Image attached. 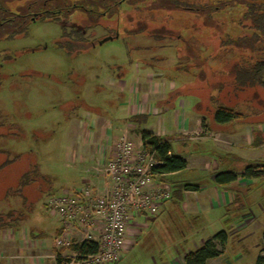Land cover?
<instances>
[{"label": "rangeland", "instance_id": "rangeland-1", "mask_svg": "<svg viewBox=\"0 0 264 264\" xmlns=\"http://www.w3.org/2000/svg\"><path fill=\"white\" fill-rule=\"evenodd\" d=\"M6 1L14 10L17 0ZM119 14L99 20L92 33L88 34V38L94 44H86L83 48L77 46L68 50L61 44L65 40L63 26L65 28L68 26L69 30L72 27L82 29L83 21L88 24L92 21L80 13L73 15L69 20L60 19L56 22L50 18H40L31 21L23 34L13 38H0V65L4 75L0 87L1 121L5 122L6 126L17 125L16 128L21 130L19 139L2 137L0 148L10 151L12 155L30 151L36 153L39 156L41 170L57 178L54 186L59 189L58 193L66 189L76 191L81 186L77 178L79 170L77 163L81 158L79 159L70 136L76 138V132L82 135V132L90 130L94 117H104L110 118L112 123L121 128L116 130V134L114 132L115 137L111 136L113 135L111 131L109 132L112 141L124 132L135 142L141 128L128 126L123 116L127 110H135L137 107L138 110L153 115L159 109L180 112L181 131L177 132V137L182 138L185 145L188 143L185 149L181 142L174 139L173 149L182 156L189 157L190 153L199 151V148L209 151V142V146L215 143L221 150H235L234 154L227 158L225 165L230 170L235 166L236 173L243 170L245 163L248 165L252 162L248 159L264 160V145L257 148L250 145L254 130L264 132L263 123L235 125L242 130L236 137H229L226 133L215 134L210 128V118L219 106L232 107L241 112H246L247 109V112L250 109L253 112L263 110L262 89L247 87L243 91L234 90L232 79L222 72L221 59L207 60L210 67L202 65L186 72L179 71L180 64L186 65V68L191 66L190 64L187 66L182 59L185 50L172 46L168 41H154L145 35L151 32L164 33L165 26L139 23L136 29L143 28L144 32L135 36L131 34L132 25L129 23V17L127 18L129 15L133 17L129 7L122 5ZM159 16L160 14L156 15V18ZM184 23L183 20L177 19L174 24ZM110 33L118 34V37L110 40L108 38ZM203 36L207 39L206 35ZM190 37L192 32L188 30L187 38ZM208 40L214 42L210 38ZM232 53L229 52L227 57ZM192 56L195 60L198 59ZM150 58L155 59L154 68L150 67V62H146ZM194 65H198V62L195 61ZM168 74L172 75L173 80ZM122 77L126 78L123 85L120 82ZM121 92L130 93L132 98L124 100L128 101L127 105H120L117 108L115 104L122 98ZM111 103L114 105L110 106ZM184 112L199 115L200 128L187 129ZM69 115L74 116L67 120ZM162 116L165 117L155 115L152 120L156 122ZM263 117L264 113L254 118L262 120ZM114 124L109 126L110 130H114ZM159 124H154L148 129L149 132L155 134V131L151 130L157 127L158 131ZM188 138L192 140L188 141ZM237 148L241 149L245 158L244 164L241 161L237 162L236 152L239 151ZM206 155L192 157L190 162L195 161L196 168L190 166L181 175L160 177L164 178L162 182L170 186L171 182L181 181L207 184L210 182L207 177L208 169L217 166V161L212 153ZM5 157L4 154H0V162ZM24 157L7 166L0 174V210L3 213L22 208L20 198L10 195L7 199L5 196L8 189L12 188L14 191L18 177L26 170L27 162L24 161ZM231 162L234 163L233 166ZM202 167L207 169L203 172ZM225 170H228L226 166L219 171ZM259 171L264 173V167L259 168ZM238 183L239 186L234 189L238 201L229 205L228 209L212 208L199 218V214L197 216L192 213L197 211L192 198L196 197L199 200L198 208L205 212L206 209H210L205 204L207 200L212 199L215 205H221V202L226 203L233 195L213 194L205 190L200 191L202 193L200 195L193 194L194 190H190L184 193V201L176 198L165 202L157 216L151 217L149 214L136 216L134 222L138 224L135 227L137 239L119 264H160L163 261L184 264V252L198 247L221 230L230 233L228 242L222 244L220 241H214L220 255L209 260L207 264H256L258 255L261 253L264 256V176L260 180L250 181L239 178ZM47 186L45 182H41L40 188L29 185L23 189L22 193L27 197L25 211H32L27 213L19 229L1 230L0 243L6 245L5 250H10L13 243L21 240L33 248L42 249L41 253L56 255L50 260L54 259L57 262V256H61L63 252L67 257L74 254L72 247L78 245L76 243L82 236L79 235L72 247H65V250L54 246L58 234L53 228L60 226L61 223L48 209L49 196L45 195L48 191ZM42 191L45 192L43 197ZM203 203L205 205H201ZM195 221L197 223L194 224ZM189 224L191 225L188 226ZM45 232H48L46 241L34 242L30 238ZM14 250L15 246L11 251ZM35 253L40 255V251ZM78 261L79 259L75 258V264Z\"/></svg>", "mask_w": 264, "mask_h": 264}, {"label": "trees", "instance_id": "trees-1", "mask_svg": "<svg viewBox=\"0 0 264 264\" xmlns=\"http://www.w3.org/2000/svg\"><path fill=\"white\" fill-rule=\"evenodd\" d=\"M15 2L17 5L13 7V10L8 6L9 3L6 0H0V38H13L23 34L31 22L30 17L33 15H37V19L50 18L56 22L60 19L69 20L73 15L80 13L85 14V17L92 19V21L89 24L83 21L82 26L84 28L82 29L72 27L69 30L68 26L66 28L63 26L65 40L61 44L68 50L77 46L83 48L86 44L92 45L94 43L90 41L88 34L92 33V29L98 25L99 20L103 17L109 18L116 14L120 15L122 5L125 4L133 16L132 18L130 15L127 16L132 25L131 34L136 36L144 32L143 28L136 29L139 23L159 24V26L166 27L164 33L151 32L145 35L154 41H168L172 43V46L185 50L182 59L185 60L187 66L189 64L191 66L186 68V65L182 63L184 66L178 65L179 71L186 72L202 65L210 67L207 60L221 59L222 72L232 79L234 90L243 91L247 87H259L264 92V0H17ZM158 14L160 16L156 18ZM177 19H181L185 23L175 25ZM195 23L201 26H196ZM188 30L192 32L190 38H187ZM203 35H206L207 39H204ZM208 38L214 42H209ZM138 47L144 49L141 45ZM229 52L233 53L227 57ZM192 55L196 56L198 61ZM195 61L198 62V65H194ZM146 62H150V67L154 68L155 59L150 58ZM225 63L226 65H224ZM169 78L173 80L172 75H169ZM3 79L4 75L0 65V87ZM247 110L241 112L232 107L219 106L210 118V128L214 132H232L237 124H264V117L262 120H255L254 118L262 115L264 109L257 112H253L252 109L248 112ZM73 116L69 115L67 120ZM146 119L145 115H132L127 118V121L140 126ZM16 126L14 124L6 126L5 122L1 121L0 114V139L2 137L19 139L21 130L18 127L17 129ZM141 140L143 148L147 151H156L161 161V164L154 168V178L163 181L164 178L160 177L186 171L187 160L185 156L175 153L172 143L167 138L143 130ZM263 144L264 132H260L258 129L254 130L253 145L258 147ZM0 154L6 156L0 162V174L7 166L16 163L24 156L27 157H24V161L27 162L26 170L18 177L17 187L14 191L12 188L8 189L5 196L7 199L10 195L20 198L23 209L9 210L7 213L0 210V231L13 228L16 230L22 226L21 222L26 219L27 213L32 211H25L27 197L22 193L23 189L29 185H36L37 188H40L41 182H45L48 185V191L46 194L42 191V197L45 194L50 198L62 192L58 193L59 189L54 186L57 178L45 174L41 170L39 156L36 153L30 151L12 155L10 151L0 148ZM261 167H264V162L256 160L246 165L238 173L234 170L216 171L213 175V181L217 185L227 186L238 182L239 178L260 180L264 176V173L259 171ZM171 186L172 196L168 201L176 198L183 200V190L196 191L200 187L199 184L184 182H180V184L171 182ZM236 201H238L237 193L233 204ZM226 208L228 209V207ZM142 214L147 215L148 213ZM195 223L197 222L195 221ZM57 234L61 235L62 230H58ZM229 234L227 231L221 230L211 238L206 239L198 247L184 252V264H207L209 260L219 257L220 252L214 241L227 244ZM72 250L80 251L82 255L93 254L98 251V245L84 242L73 246ZM71 261V256L65 258L57 256L58 264H69ZM256 264H264V256L261 253L257 257Z\"/></svg>", "mask_w": 264, "mask_h": 264}, {"label": "built area", "instance_id": "built-area-1", "mask_svg": "<svg viewBox=\"0 0 264 264\" xmlns=\"http://www.w3.org/2000/svg\"><path fill=\"white\" fill-rule=\"evenodd\" d=\"M160 164L156 151L145 150L142 143L122 133L112 144L111 156L95 167L101 186L86 183L76 191L66 189L48 199L50 213L61 223L62 234L55 238V247H70L79 235L82 238L76 244L98 245L93 254L74 251L69 264H75V258L77 264L121 261L138 236L132 220L145 212L159 214L172 196V186L154 178V168Z\"/></svg>", "mask_w": 264, "mask_h": 264}, {"label": "crops", "instance_id": "crops-1", "mask_svg": "<svg viewBox=\"0 0 264 264\" xmlns=\"http://www.w3.org/2000/svg\"><path fill=\"white\" fill-rule=\"evenodd\" d=\"M124 79H126V78L122 77L120 79V80H122V81H120L122 85L125 82ZM122 94H123V96H122ZM121 96L123 99L119 98L120 101H119V103L115 104L116 107L120 106V105H127L128 101H124V100H127V98H129V97L132 98L130 93H126V92L125 93L121 92ZM167 111L168 110L163 111L162 109L161 110L159 109V110H157V113H155L153 115V114H149L148 112H143L142 110H138L136 107L135 110L134 109L127 110L124 113L123 119L125 121V124H127L128 126L129 125L130 126H137L133 123L128 122L127 118H129L132 115H145L147 117L146 121L144 123H142V125L138 126L139 128H141V132L143 130L149 131L148 129L151 128L154 124L160 123L161 125L159 124L158 131H156L157 127H154L155 130L152 128L153 130H151V131H155V135H158L162 138H167V140H169L172 143V147H173V140L177 139L179 142H181V146L186 149L188 142L185 145V142L182 141V138L177 137V132L179 133L181 131L179 128V126H180L179 120H180L181 114H180V112L178 113V111H173V112L168 111V113H167ZM155 115H159V116L165 115V117L162 116V118L158 119L155 122L154 120H152L153 116H155ZM184 115H185V120H184L185 121V127L187 129L192 128V129L197 130L198 128H200V119H199L200 117H199V115L195 114L194 112H188V113L184 112ZM160 121H162V122H160ZM92 122H93V124H92L90 130L88 129L87 132H82L83 136L79 135L80 133H78V132H76V138L73 135L70 136V138L72 139L71 142L76 147V152H78L79 159L81 158V160L78 161L79 163H77V167H79L77 178L79 179V185H81V186L86 184V183H91L95 186H101L100 185L101 184V177L98 176V174L96 173L95 167L97 166L98 163H103L105 159H108L111 156L112 144L115 140H117V138L119 136H121V134H119L118 137L116 139H114V141H112L111 136L115 137L116 130L117 129L120 130L121 128H119L117 125L112 123V120L110 118L106 119L104 117H94ZM111 124H114V127H115L114 130L113 129L110 130L109 126H111ZM123 128H125V127H123ZM110 131L113 134L111 136L108 135ZM241 131L242 130L239 126H235V128L233 129L232 132H228V133L227 132H214V131H212V132H214L215 134H218V135H225V133H226V135H229V137H236L237 135H239V132H241ZM114 132H115V134H114ZM253 136H254V133H253ZM253 136H252V140H251L250 145L253 148H257L253 145ZM190 140H192V139L188 138V141H190ZM207 141H209V140H207ZM135 142L137 144L142 143L141 133L139 134V136ZM263 145H261V146H263ZM261 146H258V147H261ZM208 149H209V151L208 150L206 151L204 149L199 148V151L193 152L192 154L190 153L189 157H185L187 160V169L190 168V166H192L194 168L197 167L196 166L197 164L195 163V161L190 162V160L193 159L192 157H194V158H197L199 156L205 157V156H207L206 154L212 153V156H214V158L217 161V166H215L214 168L208 169L209 172H207V177H209L210 182H208L207 184L200 185L198 190L193 191V194L199 193L201 195L202 193H200V191L205 190V191H209V192L211 191V193H213V194H222L225 196H227V194H231V195H233V198L230 197L231 198L230 200L227 198L228 200L226 201V203L221 202V205H215V201L213 202L212 199L207 200V202L205 204H206V206L208 205V207L210 209H206L205 212L202 211L200 208H198L199 204H200L199 200L196 199V197L192 198V201L194 202L193 206L197 210V211H193L192 213L196 214L197 216L199 214L198 217H200L201 214H204L207 211H211L212 208H215V209H217L218 207H225L226 208L229 205H232L234 198L236 196V192H234V189L239 186L238 182L232 183V184L227 185V186H221V185L215 184L213 181L214 173L216 171H219L220 168L226 166V168L228 170H230V168L227 167V165H225V161L227 160V158L230 155L234 154L233 152H235V150L234 149H232V150L231 149L230 150H221V149H218L216 147L215 143L211 144V146H209V142H208ZM237 149L239 150L238 152H236L237 162L241 161L244 164L246 161H243V160H245V158H244L243 154L241 153V149H239V148H237ZM173 151H174V149H173ZM248 160H250L252 162L256 161V160H260V161L264 162L263 159H248ZM250 161H247V162H250ZM233 164L234 163L231 162L232 166H233ZM235 164H236V162H235ZM245 166H246V163H245L244 167ZM202 168H204V167H202ZM206 169L207 168H204L203 172ZM233 170L236 171L235 166H233ZM237 172H239V171H237ZM182 173H177V174H172V175L178 176V175H181ZM181 183H182V181H181ZM184 183H192V182H184ZM178 184H180V182ZM194 184H197V183H194ZM81 186H80V188H82ZM80 188H78V189H80ZM187 192H190V190H183L182 191V196H183L182 201H184V197H185L184 193L186 194ZM222 195H221V197H222ZM192 197H194V196H192ZM205 204L203 203L201 205H205ZM131 225L133 228L136 227V223L134 222V220H132ZM132 227H131V229H132ZM53 229H54V232L57 233L58 230H60V226H56ZM46 237H48V232L40 234L39 236L34 235L33 237H30V238L32 240H34V242L35 241L36 242H43V241H46V239H45ZM38 239H40V240H38ZM135 239H137V237ZM22 243L23 242L21 240L13 243L12 248L15 246L14 251H11L12 248L10 250H5L6 245L4 243H0V259L2 258V260H0V264H58L57 262H55L54 259L50 260L52 257L55 258L56 255L52 254L50 256L45 252L41 253L42 249H37L35 247L33 248V247L29 246L27 244V242H26V244L25 243L22 244ZM131 248L128 251H130ZM37 251H40V255L35 253ZM60 254H61V252H59V255ZM69 256H71V255H69ZM60 257L65 258V257H67V254H65L63 252ZM170 263H172V261L171 262L170 261H163L160 264H170Z\"/></svg>", "mask_w": 264, "mask_h": 264}, {"label": "flooded vegetation", "instance_id": "flooded-vegetation-1", "mask_svg": "<svg viewBox=\"0 0 264 264\" xmlns=\"http://www.w3.org/2000/svg\"><path fill=\"white\" fill-rule=\"evenodd\" d=\"M34 14V13H33ZM31 18V21H36V20H38L37 18H38V16L37 15H33V16H31L30 17ZM118 37V34H110V35H108V38L110 39V40H112V39H115V38H117ZM94 44V43H93ZM92 44V45H93ZM121 73V72H120Z\"/></svg>", "mask_w": 264, "mask_h": 264}]
</instances>
